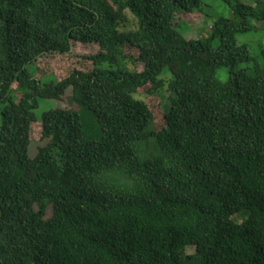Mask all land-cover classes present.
Segmentation results:
<instances>
[{
  "label": "trees",
  "instance_id": "trees-1",
  "mask_svg": "<svg viewBox=\"0 0 264 264\" xmlns=\"http://www.w3.org/2000/svg\"><path fill=\"white\" fill-rule=\"evenodd\" d=\"M220 1L234 18L187 40L204 0H0V264H264V47L237 40L264 9ZM75 46L98 53L36 78ZM68 90L92 134L36 118Z\"/></svg>",
  "mask_w": 264,
  "mask_h": 264
},
{
  "label": "rangeland",
  "instance_id": "rangeland-1",
  "mask_svg": "<svg viewBox=\"0 0 264 264\" xmlns=\"http://www.w3.org/2000/svg\"><path fill=\"white\" fill-rule=\"evenodd\" d=\"M240 2L246 6L254 7L257 10L264 9V0H240ZM205 3V11L209 15V19L205 21V19H201L198 22H191L188 20L187 16H184L185 21L181 23L176 30L187 40H196V39H202L207 38L211 33V26L214 24L216 20L219 18H226V19H233L234 16L229 9V7L221 2L220 0H204ZM128 22L125 25L124 31L133 30L135 28V21L133 17L128 15ZM238 44L240 46H248L252 57L255 60H258L261 62V47H264V33H248V34H242L237 37ZM98 53V50L96 48H90L87 49L85 47H78L75 46L73 49V52L71 56L67 60H62L61 63L60 60H54L48 61V60H41L36 66V78L43 79V81L51 82L54 81V77L51 75L47 77L52 72V66L55 65V71H57L58 74H62L65 71L69 70V67L71 68L73 64H77L78 62H81L83 56L89 55L93 56ZM67 61V62H65ZM62 63L65 64V68L63 72L59 71L61 70L58 67V65H62ZM53 64V65H52ZM68 66V67H66ZM68 68V69H67ZM169 71L166 69L162 72L161 78L162 79H168L170 77ZM228 72L226 70H219L218 72V79L225 81L227 79ZM47 77V78H46ZM72 91L68 90L66 92V95L62 101H54V100H41L39 101V107L37 110L34 111V114L37 119H41L43 113L52 110V109H69L77 111L82 118V124H83V130L86 134H92L93 131V125L91 123V117L89 113L86 110L78 109L76 106L71 104L69 102L68 97L71 95ZM136 99H143V96H135ZM159 100L160 108L162 110H167L169 108V102L167 98L165 97V94L163 92L158 93L157 95V101ZM4 109L3 105H0V127L2 126V111ZM47 145V141L41 142V143H31L28 150V156L32 159L36 156L39 149L45 147ZM243 219H238L237 222L241 223ZM188 254H193L194 249L193 248H187Z\"/></svg>",
  "mask_w": 264,
  "mask_h": 264
}]
</instances>
